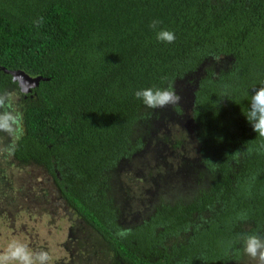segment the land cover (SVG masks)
<instances>
[{
	"label": "trees",
	"instance_id": "obj_1",
	"mask_svg": "<svg viewBox=\"0 0 264 264\" xmlns=\"http://www.w3.org/2000/svg\"><path fill=\"white\" fill-rule=\"evenodd\" d=\"M160 29L176 40L157 41ZM206 63L192 120L209 182L124 228L107 174L144 146L134 134L158 110L134 93ZM4 70L42 77L21 92L14 159L52 175L116 264H235L245 235L264 238V139L244 116L264 85V0H0V90H18Z\"/></svg>",
	"mask_w": 264,
	"mask_h": 264
},
{
	"label": "rangeland",
	"instance_id": "obj_2",
	"mask_svg": "<svg viewBox=\"0 0 264 264\" xmlns=\"http://www.w3.org/2000/svg\"><path fill=\"white\" fill-rule=\"evenodd\" d=\"M226 60L219 63L226 64ZM206 63L174 83L180 104L158 109L137 127L144 146L108 173L109 194L124 227H132L162 204L187 203L208 184L198 154L192 120L193 95ZM8 110L21 113L20 90L5 87ZM23 129V122H22ZM17 142L0 133V148ZM17 239L47 250L52 264H116L101 236L71 208L41 165L0 154V249ZM235 264H256L244 253Z\"/></svg>",
	"mask_w": 264,
	"mask_h": 264
},
{
	"label": "clouds",
	"instance_id": "obj_3",
	"mask_svg": "<svg viewBox=\"0 0 264 264\" xmlns=\"http://www.w3.org/2000/svg\"><path fill=\"white\" fill-rule=\"evenodd\" d=\"M159 21H152L150 27L157 28ZM156 40L162 43L171 44L176 40L175 33L167 29H160L156 33ZM219 61L220 57H213ZM136 99L142 101L149 109H164L169 106L178 105L182 97L175 90L174 85L165 88H144L134 93ZM9 108V96L7 93H0V133L18 140L23 135L22 114L11 112ZM245 116L252 130L264 139V85L254 88L248 110ZM15 145L0 148V154L7 153L11 156ZM238 152V151H237ZM240 219H245L242 214ZM130 230H122L117 234L124 236ZM243 253L256 264H264V238L257 234L245 235L242 241ZM0 264H52V257L47 250H33L27 244L17 239L10 240L3 249H0Z\"/></svg>",
	"mask_w": 264,
	"mask_h": 264
},
{
	"label": "water",
	"instance_id": "obj_4",
	"mask_svg": "<svg viewBox=\"0 0 264 264\" xmlns=\"http://www.w3.org/2000/svg\"><path fill=\"white\" fill-rule=\"evenodd\" d=\"M12 76V80L17 82L18 88L22 93H28L30 90L37 86L39 81L42 79L41 76L31 77L24 71L15 70L9 71L4 70Z\"/></svg>",
	"mask_w": 264,
	"mask_h": 264
}]
</instances>
